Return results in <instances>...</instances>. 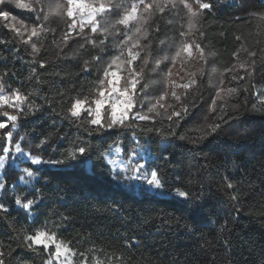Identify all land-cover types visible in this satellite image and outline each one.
<instances>
[{
  "label": "snow or ice",
  "instance_id": "snow-or-ice-1",
  "mask_svg": "<svg viewBox=\"0 0 264 264\" xmlns=\"http://www.w3.org/2000/svg\"><path fill=\"white\" fill-rule=\"evenodd\" d=\"M14 10L30 14L28 20L21 19ZM216 10L214 0H133L130 4L123 0L121 3H114L113 0H0V21L4 22L2 27L14 34L11 40L0 37V45L11 43L15 46L18 41L27 46L24 50L28 51L30 57H35L41 53L42 42L48 39L49 33H53L52 40L55 43V28L52 25L56 20H61L65 23L62 37L64 46L75 34V37L84 40L82 48L91 46V49H99L89 51V59L84 60L81 66L88 76L93 70L98 71L94 84L87 90L74 85L68 93L58 89L56 94L62 100L67 96V103L58 112L55 104L47 98L43 103L36 104L30 99L33 94L23 92L22 86L8 87L6 90V86L13 83L16 73L14 68L0 71V191L13 192L10 202L0 200V218L6 219L14 212L23 210L22 218L26 219L39 210L43 195L40 189L28 195L16 194L18 184H31L32 180L39 177L41 188L59 182L65 186V191L83 187L82 181L97 180L101 187L107 185L120 194L125 191L137 192L146 200L172 204L176 211L188 213L194 223L198 222V197L180 180L179 175L175 182L169 183L158 161L170 162L173 154L168 149L175 140H185V136L178 132L181 123L189 117L195 120L204 112L200 108V98L190 90L198 92L196 86L202 78H210L211 74H217L219 70L209 64L212 50L205 43L206 32L202 28L197 29V25L202 17ZM239 11L247 12L243 2ZM173 12L177 15L184 13L188 17V29L181 27L179 43L173 42L174 52H164L162 47L163 54L153 56L146 51L151 47L149 33H159V21ZM157 13L159 19H153ZM110 16L117 18L109 21L107 17ZM253 18L264 22V12L251 11L246 16L237 15L230 23H250ZM98 32L99 36L96 35ZM110 36L113 37L111 41L108 40ZM117 36L120 39H116ZM235 39L240 41L241 36L237 35ZM166 42L164 39L159 41L161 46ZM109 43L118 50L117 54L108 52ZM15 50L21 49L16 47ZM60 50L62 52L63 48ZM241 51L243 57L240 56ZM232 58L233 63L224 67L223 73L217 76L215 94H210L207 113L203 116L204 123L199 127L200 135L189 139L194 147L205 140L212 144L221 135L222 126L228 123L224 105L217 103L223 99L221 92L224 91L225 79L246 81L242 89L245 100L249 96L254 97L253 108L258 105L264 107V87H258L254 81L247 83L257 70L258 58L264 59V47L241 45L232 52ZM193 59L200 65L197 71L187 67ZM178 60L183 73L177 71L173 79V69ZM31 62L38 64L40 69L46 68L48 64L43 56ZM161 65H165L166 71ZM32 72L35 74L37 69L33 68ZM149 73L163 75L167 82V87L158 97H151L147 91L152 83H156L150 80ZM228 92H237V88H229ZM169 97L173 102L164 103ZM153 99L155 103L151 102ZM144 101L149 102L147 108L144 107ZM158 108L172 109L164 113L167 127L163 120L155 119V116L161 115ZM52 112H56L62 122L83 127L86 135L71 142L63 153L47 156L45 145L52 147L56 140L63 141L60 147L69 144L62 131L55 126L49 134H45L46 130L43 129L36 131L39 122ZM237 115L232 114L230 118L235 119ZM22 129L31 131L21 134ZM52 135L55 140L49 143ZM37 139L39 142L34 143ZM37 151L40 154H34ZM18 164L26 166L19 169V178L9 184L8 179L15 175L11 169ZM52 169H56V172L52 173ZM93 169L102 171L88 176L86 173ZM222 184L231 190L225 194L239 205L243 193L238 186L228 177L224 178ZM93 196L101 198L99 193H93ZM104 202L107 203V199ZM112 203L116 205L112 210L118 212L119 205L114 199ZM235 210L239 212V206ZM69 219V216L62 217L61 226H66ZM226 227L227 222L221 225V231H225ZM18 236L19 239L13 241L15 247L10 243L5 250L0 244V264H13L16 259L14 253L18 255V249L43 255L44 264H89L85 253L74 251L70 242L62 239V233L58 235L56 231L48 229L46 224L26 229L23 235L18 233ZM126 243L129 247H139L131 238ZM73 257L76 259L73 260ZM96 264H100V261L97 260ZM119 264H125L124 260L120 259Z\"/></svg>",
  "mask_w": 264,
  "mask_h": 264
},
{
  "label": "trees",
  "instance_id": "trees-1",
  "mask_svg": "<svg viewBox=\"0 0 264 264\" xmlns=\"http://www.w3.org/2000/svg\"><path fill=\"white\" fill-rule=\"evenodd\" d=\"M121 3L122 0H113ZM131 3L133 0H123ZM243 2L247 12H240L239 6ZM216 11L202 17L197 29H203L207 34L205 43L212 50L209 64L218 68L217 74L203 77L197 84L198 92L191 89L200 98V113L195 120L189 117L181 123L178 132L185 136V140H175L174 145L168 149L173 154L170 162L158 161L169 183L175 182L177 175L198 197L197 203L200 210L197 213L198 222H193L190 214L175 210L169 203H157L146 200L137 192L125 191L118 193L115 189L105 185L100 186L97 180L82 181L83 187L65 191L64 185L59 182L41 188L39 177L31 184H18L16 194L28 195L40 189L42 204L39 210L26 219L22 218L23 210L14 212L11 217L0 218V244L7 249L8 244L18 240L26 229L39 227L46 224L48 229L62 233V239L70 242V247L77 253L83 252L88 257L89 264H119L123 259L125 264H262L264 262V107L259 105L253 108L254 97L245 100L242 89L246 81L225 79L221 92L222 100L218 105L225 107L227 124L222 126L219 138L212 144L202 141L198 147L189 143L200 135L199 127L204 123L203 116L207 113V104L211 95L215 94L214 85L217 76L223 73L224 67L233 63L232 52L241 45L252 48L264 47V22L253 18L250 23H230L237 15L246 16L248 12H264V0H214ZM230 5H236L231 7ZM21 19L28 20L30 14L14 10ZM153 19H159V13ZM171 21V22H169ZM0 21V37L6 40L14 38V34L2 27ZM160 32L149 33L151 47L146 51L153 56L161 53V48L179 43L178 33L181 27L185 30L180 14L175 12L165 15L159 21ZM55 28V43L53 33L48 34V39L42 42L41 53L30 57L27 47L17 41L0 45V71L4 68L15 70L16 76L13 83L6 86L17 88L22 86V91L32 93L30 99L36 104H41L47 98L55 104L56 112L61 111L67 103V96L62 100L57 96V90L70 92L74 85L90 88L98 71L93 70L91 76L82 71L84 60L89 59L91 46L81 47L84 40L80 37L69 38L67 46L62 43L65 23L56 20L52 25ZM223 32V34H222ZM91 36V33H88ZM99 36L98 34H96ZM241 36L237 41L235 37ZM158 37V38H157ZM120 38V37H119ZM166 40L161 46L159 41ZM109 41L110 38L108 39ZM148 41H144L147 43ZM59 45V47L57 46ZM39 46V45H38ZM19 47L21 50L16 51ZM61 48L63 51L61 52ZM117 49L109 43L108 52L117 54ZM107 55V53H104ZM143 55V54H142ZM243 51L240 56L243 57ZM43 56L48 64L40 69L32 60H39ZM199 64L189 62L187 67L197 71ZM36 68L34 74L32 69ZM256 71L247 83L255 82L258 87H264V59L258 58ZM207 70V66H206ZM37 76L39 79H37ZM188 77L185 76V79ZM236 87L237 92L229 93L228 89ZM161 90L157 89L154 95L158 97ZM169 102H173L171 97ZM172 109H168L170 112ZM51 111V108H49ZM199 112V109H197ZM52 112L50 116L36 126V131L46 130L45 134L53 132V126L61 130L69 144L60 147L63 141L56 140L52 147L46 148V155L53 156L63 153L71 142L78 137L86 135L83 127H77ZM161 115L155 116L157 121L163 120L167 127L166 111L160 109ZM232 114H238L231 119ZM211 119V115H209ZM28 130H21V134ZM30 139V137H29ZM55 140L50 136L49 143ZM37 139L34 143H38ZM107 147V145H105ZM115 144H113V148ZM200 149H203L201 151ZM34 154H40L38 151ZM123 155V153H121ZM15 175L8 179L11 184L19 178L20 172L11 169ZM99 169L89 170L86 174L92 176ZM52 173L56 169L51 170ZM39 175H44L40 173ZM228 177L243 193L237 205L230 196L222 181ZM35 185V188H33ZM93 193H99L96 199ZM13 198L11 190L0 191V200L10 202ZM107 199V203L104 202ZM119 205V211L112 209ZM239 206L240 211L236 212ZM69 216L66 226H61V218ZM39 221V223H34ZM227 222L225 231L221 225ZM131 238L139 247H129L126 243ZM227 242V246H226ZM13 247L15 244L13 243ZM18 255L13 264H44V256L27 250L18 249ZM115 252V255L113 253ZM76 257H74V260ZM82 259V257H81Z\"/></svg>",
  "mask_w": 264,
  "mask_h": 264
},
{
  "label": "rangeland",
  "instance_id": "rangeland-1",
  "mask_svg": "<svg viewBox=\"0 0 264 264\" xmlns=\"http://www.w3.org/2000/svg\"><path fill=\"white\" fill-rule=\"evenodd\" d=\"M114 3H116V2H114ZM128 4H130V3H128ZM180 16L181 17H183V18H181L182 19V23L183 24H185V30H187L188 29V17L186 16V15H184V13H180ZM117 17L116 16H110V17H107V19L109 20V21H114L115 19H116ZM98 35H99V32L97 33ZM110 38V40H112L113 39V37H109ZM108 38V39H109ZM116 39H120L119 38V36H117L116 37ZM169 51H172V52H174L175 51V47H174V45H171V46H169V47H166V50H165V52H169ZM143 54V53H142ZM191 62H196V63H198L195 59H193V60H191L190 61V63ZM150 63H151V58H150ZM189 64V63H188ZM199 64V63H198ZM161 67L162 68H165V65H161ZM165 71H166V68H165ZM177 71H179V72H181V73H183V68L181 67V64H180V61L178 60L177 61V65H176V68H174L173 69V73H174V76L172 77L173 79L174 78H176L175 77V73L177 72ZM149 75V77H150V80H155L156 81V83H152L151 85H150V87L148 88V92H149V94H150V96L151 97H157V95L155 96L154 95V93H155V91H157V89H160L161 90V93H162V91L167 87V82H166V80H165V77L163 76V75H157V74H153V73H149L148 74ZM186 76V75H185ZM160 95V94H159ZM158 95V96H159ZM152 103H155V99H153L152 101H151ZM164 103H169V99L167 100V101H165ZM149 106V102L148 101H144V107L145 108H147ZM161 108H158L157 110L159 111ZM169 109V108H168ZM168 109H162V110H164V111H167ZM9 111H11V110H9ZM122 155V154H121ZM24 166H26V164H18L17 166H15V167H13L15 170H17V171H19V169H22V167H24ZM20 172V171H19ZM21 174V173H20ZM35 180H32V182H34ZM21 185H26V184H24V183H20ZM73 260H74V257L72 258Z\"/></svg>",
  "mask_w": 264,
  "mask_h": 264
}]
</instances>
